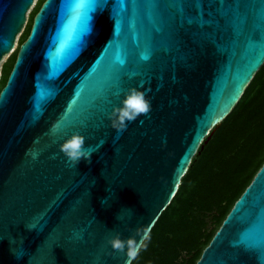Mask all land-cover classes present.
Returning <instances> with one entry per match:
<instances>
[{
    "label": "water",
    "instance_id": "1",
    "mask_svg": "<svg viewBox=\"0 0 264 264\" xmlns=\"http://www.w3.org/2000/svg\"><path fill=\"white\" fill-rule=\"evenodd\" d=\"M34 1L0 0V61ZM263 62L264 0H43L0 90V264H130ZM196 264H264V162Z\"/></svg>",
    "mask_w": 264,
    "mask_h": 264
},
{
    "label": "trees",
    "instance_id": "2",
    "mask_svg": "<svg viewBox=\"0 0 264 264\" xmlns=\"http://www.w3.org/2000/svg\"><path fill=\"white\" fill-rule=\"evenodd\" d=\"M41 1L37 0L27 18L21 42L30 31ZM17 51L18 48L2 66L0 90ZM207 137L130 264H196L236 199L263 164L264 62L231 111Z\"/></svg>",
    "mask_w": 264,
    "mask_h": 264
},
{
    "label": "clouds",
    "instance_id": "3",
    "mask_svg": "<svg viewBox=\"0 0 264 264\" xmlns=\"http://www.w3.org/2000/svg\"><path fill=\"white\" fill-rule=\"evenodd\" d=\"M142 104L143 106L140 108L144 111H146L150 106V102L147 101L146 99ZM138 114L139 112L136 113L123 112V114L119 117L120 124L115 126L120 128L126 127L127 119H135V116ZM61 148L65 152L68 159L75 163H79L81 159L90 162L92 158V152L95 150V149L89 150L91 146H85V137L83 136L82 133L79 132L73 133L69 138L63 141V143L61 144ZM101 202L103 204H106L107 199L102 198ZM109 243L112 244L113 247L119 248L122 246L121 237L118 235H114L109 239Z\"/></svg>",
    "mask_w": 264,
    "mask_h": 264
},
{
    "label": "rangeland",
    "instance_id": "4",
    "mask_svg": "<svg viewBox=\"0 0 264 264\" xmlns=\"http://www.w3.org/2000/svg\"><path fill=\"white\" fill-rule=\"evenodd\" d=\"M39 1H40V0H39ZM36 2H37V0H35V1H34V4L30 7V9H28V11H27V18H28V16H29V14H31V12H33L32 10H34L33 7L35 6ZM24 27H25V26H24ZM23 30H24V28H23V29L17 34L16 39H15V44H14V46H13L12 51H11L10 53L5 54V55L2 57V59H1V61H0V73H1V69H2V66H3L4 62L7 61L9 55H10L14 50H16L17 48H19V45H20V43H21V38H22V35H21V34H23V33H22Z\"/></svg>",
    "mask_w": 264,
    "mask_h": 264
},
{
    "label": "snow or ice",
    "instance_id": "5",
    "mask_svg": "<svg viewBox=\"0 0 264 264\" xmlns=\"http://www.w3.org/2000/svg\"><path fill=\"white\" fill-rule=\"evenodd\" d=\"M138 106H139V107H142V106H143V104H142V103H140Z\"/></svg>",
    "mask_w": 264,
    "mask_h": 264
},
{
    "label": "flooded vegetation",
    "instance_id": "6",
    "mask_svg": "<svg viewBox=\"0 0 264 264\" xmlns=\"http://www.w3.org/2000/svg\"><path fill=\"white\" fill-rule=\"evenodd\" d=\"M42 2H43V0L41 1V4H42ZM41 4H40V5H41ZM39 7H40V6H39ZM33 17H34V16H33Z\"/></svg>",
    "mask_w": 264,
    "mask_h": 264
},
{
    "label": "bare ground",
    "instance_id": "7",
    "mask_svg": "<svg viewBox=\"0 0 264 264\" xmlns=\"http://www.w3.org/2000/svg\"><path fill=\"white\" fill-rule=\"evenodd\" d=\"M14 44H15V42H14Z\"/></svg>",
    "mask_w": 264,
    "mask_h": 264
}]
</instances>
